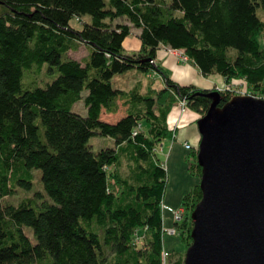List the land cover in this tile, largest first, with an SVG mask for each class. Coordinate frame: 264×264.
Masks as SVG:
<instances>
[{
    "label": "trees",
    "instance_id": "obj_1",
    "mask_svg": "<svg viewBox=\"0 0 264 264\" xmlns=\"http://www.w3.org/2000/svg\"><path fill=\"white\" fill-rule=\"evenodd\" d=\"M258 5L264 0H0V264H162L166 167L156 145L175 136L168 115L176 99L197 117L211 97L210 87L173 79L156 49L180 48L201 73L217 72L228 85L241 78L264 97ZM119 16L127 20L114 21ZM132 25L140 45L126 49ZM81 44L85 53L71 54ZM43 61L55 76L23 86L25 72ZM132 68L147 76L144 88L141 78L112 83ZM84 88L83 114L71 105ZM229 89H219V103ZM95 133L113 144L94 149ZM196 153L197 143L185 158L199 177ZM32 167L49 199L38 202L36 189L2 201L17 185L30 188ZM200 196L198 181L181 196L172 227L183 246L167 251L178 257L172 264H182Z\"/></svg>",
    "mask_w": 264,
    "mask_h": 264
},
{
    "label": "water",
    "instance_id": "obj_2",
    "mask_svg": "<svg viewBox=\"0 0 264 264\" xmlns=\"http://www.w3.org/2000/svg\"><path fill=\"white\" fill-rule=\"evenodd\" d=\"M196 117L201 196L183 264H264V97L209 88Z\"/></svg>",
    "mask_w": 264,
    "mask_h": 264
},
{
    "label": "rangeland",
    "instance_id": "obj_3",
    "mask_svg": "<svg viewBox=\"0 0 264 264\" xmlns=\"http://www.w3.org/2000/svg\"><path fill=\"white\" fill-rule=\"evenodd\" d=\"M257 13L264 19V5H258L256 7ZM127 18L125 16H119L114 19V21H125ZM71 23L74 25H79V22L75 20V18H71ZM136 29L135 26L132 25L131 28V33L128 35L129 37H134L132 33H134V30ZM126 48L127 45H125ZM169 47V46H168ZM129 49V48H128ZM170 49V48H169ZM178 56V52H180V48H173L172 49ZM86 51V47L81 44L78 46L75 50L71 51V54L80 56L84 54ZM181 59V58H180ZM183 60V59H182ZM187 60V59H186ZM34 65V70L30 69L28 71H24L25 74L22 76V85L25 86L28 83L29 85H34V84H45L46 81L50 80L52 77L55 76L56 71H49L47 69V62L43 61L42 67L39 69L37 63H33ZM39 69V70H38ZM137 69L132 68V69H127V71L120 72V73H115L112 76V83L116 84L119 83L120 81L123 83H129V81L133 82L134 77L133 74H137L136 72ZM141 72H138V75H140ZM210 74H216L215 76H219L221 74L217 72H211ZM200 76H206L209 74H203L199 73ZM214 76V75H212ZM222 76V75H221ZM215 78V77H214ZM221 78V77H220ZM222 79V80H221ZM220 80H212V83L210 88H226L230 87L228 92L231 94L235 93H250L247 91L246 88V83L243 79L241 78H235L233 79L229 85L227 82L221 78ZM155 83L159 85L161 82L159 79L156 78ZM86 93V89H82L80 92V96L76 98L73 103H72V108L80 113H86V106L83 101V96ZM253 95V94H252ZM257 96V95H256ZM182 99H176L174 104L172 105V108L175 105H179L183 109L185 107V104L183 105ZM184 101V100H183ZM88 141L91 143L92 147L94 149L98 148L101 145H111L113 144L112 138L108 135H104L101 133H95L92 134L89 138ZM183 144L178 142L176 138H168L164 137L160 140V142L156 145L157 148V155L159 156L160 159L163 160V163L166 167V185L162 197V202L167 203L170 205L171 208L177 210L178 208H181V211L183 213V208L180 207V201H181V196L182 194L187 191L195 182L198 181V176L196 174H193L187 167L186 165V152L189 150V147H184ZM188 142V141H187ZM190 144V142H188ZM184 145V146H183ZM117 167L120 168V165L122 168L120 170L124 171L127 170V165H125V159L123 158V155L120 157L118 161ZM32 170L34 172L33 176V182L30 186V188L24 187L22 185H17L16 190L11 192L6 198H3L2 201H11L16 203L21 196L28 195L33 193L34 190H40L41 193L36 194V200L39 202V200H42L43 198L49 199V196L43 189L41 179H40V169L38 167H32ZM162 216H163V228H164V233H163V250L162 251H168L172 249H178L182 248L183 242L180 239V236L178 232H171L172 226H173V220H174V215L173 212L169 209H163L162 211ZM27 232L28 235H30L31 239L33 240V234L30 229V227H27ZM190 242H191V237H190ZM190 242L187 244V246L190 244ZM186 246V247H187ZM185 247V250H186ZM185 253V251H184ZM184 257V254H183ZM178 257L176 255H167L165 257H162V264H172L173 261H175ZM183 264V261H182Z\"/></svg>",
    "mask_w": 264,
    "mask_h": 264
},
{
    "label": "crops",
    "instance_id": "obj_4",
    "mask_svg": "<svg viewBox=\"0 0 264 264\" xmlns=\"http://www.w3.org/2000/svg\"><path fill=\"white\" fill-rule=\"evenodd\" d=\"M138 28L134 30L133 36L129 37L126 35L123 39V45H127L129 49H136L140 45V39L137 36ZM126 48V47H125ZM126 48V49H128ZM170 48V49H169ZM172 47H168L166 44H160L156 49L155 61L159 62L167 71L170 73V76L180 82H192L199 86H210L212 80H220L223 78L221 75L215 76L216 74H210L206 76H200V71L196 67V65L192 62L187 60L180 59L177 54L172 50ZM77 56V55H75ZM151 75H155L157 79L161 82L160 73L156 69H151L149 71ZM214 75V76H212ZM134 81L137 78H141L142 80V87H145L147 84V76L143 73L140 75L134 76ZM215 77V78H214ZM222 80V79H221ZM133 81V82H134ZM133 82L129 81L128 86L131 85ZM120 86L125 87L126 83L119 82ZM179 105H175L169 112L168 118L171 123L176 126L175 136L178 142L183 144V140H187L190 142V145H194L198 143L199 139V132L196 126V114L197 112L188 108L184 107L181 109ZM184 146V145H183ZM186 147V146H184ZM190 147V146H189Z\"/></svg>",
    "mask_w": 264,
    "mask_h": 264
},
{
    "label": "built area",
    "instance_id": "obj_5",
    "mask_svg": "<svg viewBox=\"0 0 264 264\" xmlns=\"http://www.w3.org/2000/svg\"><path fill=\"white\" fill-rule=\"evenodd\" d=\"M178 57L183 59V60L188 59L187 54L182 49H180V52H178ZM181 101L184 105V101L183 100H181ZM184 144L186 147L190 146V144L187 142V140L184 141ZM162 205H163V209H169V210H171V212H173L174 219L179 220L181 218V215H182L181 208H178L177 210H175V209L171 208L170 205L167 203H162ZM171 232H174L173 227L171 229ZM166 255H167V252L165 250L162 251V257H165Z\"/></svg>",
    "mask_w": 264,
    "mask_h": 264
}]
</instances>
